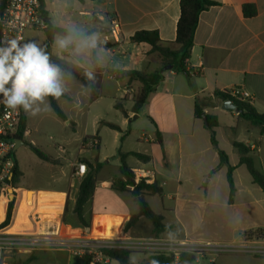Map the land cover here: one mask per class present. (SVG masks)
Here are the masks:
<instances>
[{
	"label": "crops",
	"instance_id": "0c3cea01",
	"mask_svg": "<svg viewBox=\"0 0 264 264\" xmlns=\"http://www.w3.org/2000/svg\"><path fill=\"white\" fill-rule=\"evenodd\" d=\"M211 1L217 2V5L200 14L191 59L188 63L189 69H195L200 74L188 77L173 69L164 70V80L158 85L142 110L134 114L132 113L133 97L141 88L140 83L134 81L127 84V82L116 81L106 71L110 69L162 71L159 54L149 53L150 45L133 44L130 39L137 31L157 30L166 46L174 51L179 50L180 47L176 43V26L180 17V0H85L84 2L44 0L48 18L52 24L55 22V27L65 29L68 24L75 23L84 27L89 34L99 33L103 43L115 46L104 47L106 52L101 53L99 63L93 61L91 65L93 74L99 70L104 72L101 98L92 100L89 90L75 77L69 81L68 91L61 97L72 104L68 110L61 105L59 107L67 117V120H62L67 123L63 124L71 126L78 135L79 150L71 154L63 147L65 151L60 150L57 157L47 154L58 161V164L44 162L39 158L50 167L60 166V175L56 176L54 173L51 177L52 182H48L47 186L22 184V179H25L26 175L14 151L22 177L16 188L13 187L12 195L13 198L16 197L13 217L11 223L2 229L3 233L40 234L46 235V238L50 240H70L72 227L66 223V215L69 211L74 214L82 181V178L75 173L74 165L84 163L83 160H88L95 165V160L98 159L101 168L96 175L97 188L89 203L88 215L85 211V216H90L91 226L86 229L88 232L76 235L78 240L110 239L118 244L150 239L181 240L185 237H193L194 229L190 225L195 226L194 223H203L212 219L217 216L219 208H239L244 213H252L256 210L258 206L252 201H246L242 205L238 203L240 181L244 180L253 188L255 183L246 166L240 164V155L232 143L236 141L250 145L255 165L260 163L263 168L260 167L259 170L264 174V135L260 134L258 127L239 118L237 112L224 109V101L214 97L213 94L215 91L223 92L233 87H240L253 95L254 99L251 102L253 107L259 114L264 115V0ZM246 4L255 5L257 9L255 16H243L241 9ZM113 17L119 18L121 22L119 43L105 42L104 39L105 29H108L109 21ZM51 56L84 73L83 68L66 62L67 53L59 54L53 46ZM109 82L112 83V87L109 86ZM197 98L205 99L203 102L205 114L217 117L216 138L219 147L228 155L230 165L235 167L233 176L236 194L233 204L228 202V168L220 165L218 152L211 144L210 133L204 120L195 118ZM102 99H110L113 102L122 100L128 116L122 114L123 117L118 118V123L94 116L91 109ZM57 103L59 104L58 100ZM71 110H75L74 116L69 114ZM229 113L232 119L228 120L227 125H223L222 118ZM24 114L26 116L25 137L23 144L17 142L19 146L15 150L20 146H27L25 142L32 144L28 141L31 127L39 128V124L33 122L31 114L25 111ZM142 114L146 115L151 124L150 133L141 134L138 140L132 137L131 129L130 134L123 135L126 127L131 128L132 120L140 119ZM101 122L114 124L119 127V130L101 125ZM105 128L115 132L113 144L116 151H118L119 138L122 137L120 151L136 152L150 157L149 160L143 161L130 155L126 161L138 177L150 175L151 179L162 188L161 196L147 195L145 199L150 208L157 215L162 216L165 225H176L174 232L156 237L153 234V225L151 222L146 223L143 216H140L125 231V226L132 216L140 213V207L131 193L119 192L113 188V181L123 178L120 167L114 176L105 175L102 178L100 176L104 158H101L104 147L101 132ZM157 132L161 135L162 145L159 143ZM219 133H226L225 145L221 143ZM94 136L98 137L99 142L96 149L84 145L88 137ZM62 155H67L64 156L68 160L66 166L61 163ZM87 167L90 170L88 165ZM168 181L175 183V186L172 192L166 195L163 186ZM153 196L160 198L159 208H154L149 202V198ZM258 197L260 204L264 205V196L258 195ZM164 198L171 200L173 204H165ZM67 202L68 210L65 214ZM8 203L9 200L5 202L4 209L0 213V224L6 217ZM111 204H115L116 207H108ZM99 224L103 225L104 229L109 226L113 228V235L100 237L95 232ZM237 240L243 241L244 238L240 237ZM248 242L264 246V240L252 239ZM131 250L132 257L136 256L134 262L138 264L145 263L151 254V251L144 249ZM59 252L65 251L47 247L37 248L32 252L15 249L8 252L0 264H60L57 255ZM70 254L69 259L71 258L74 262L71 250ZM113 261L107 259L106 263L110 264ZM214 262L217 264L216 261Z\"/></svg>",
	"mask_w": 264,
	"mask_h": 264
},
{
	"label": "trees",
	"instance_id": "16d2710c",
	"mask_svg": "<svg viewBox=\"0 0 264 264\" xmlns=\"http://www.w3.org/2000/svg\"><path fill=\"white\" fill-rule=\"evenodd\" d=\"M5 2L6 0H1ZM84 2L85 0H79ZM43 6V14L47 20L48 27L44 30L46 35L45 44L47 45V51L51 54V48L53 46L54 34L57 32H62L65 29L60 27H54L48 18V12L45 9L44 0H41ZM217 2L211 0H180V17L176 26V43L179 45V50L174 51L170 47L166 46L161 40L159 32L157 30H140L137 31L130 39L133 44H148L151 49L149 53L159 54L162 62V68L166 66H173V71L177 73L185 74L188 77L192 75H199L195 69H189L188 63L191 59V53L194 46V38L197 26L199 24V17L203 11L208 10L212 6H216ZM241 13L245 17H253L257 14V9L254 4H246L241 9ZM107 31V29H105ZM115 45L110 43H103V47H113ZM52 60L56 63H60L66 71L71 72L72 76L75 77L79 82H81L90 92L92 100H97L102 97V80L104 77V72L99 70L97 73L93 74V79L88 80L84 73L77 70L71 66H68L51 56ZM106 73L112 76L116 81L127 82L131 84L132 82H138L141 85L139 91L133 97L134 106L132 108V113L138 114L145 104L148 102L151 95L156 91L158 85L164 80V74L161 70L154 72L147 71H137V70H107ZM221 100H231L233 104L239 109L240 113L238 117L249 121L254 126L258 127L260 134L264 135V115L259 114L253 107L252 103L248 101H242L235 97H232L226 92L215 91L213 94ZM204 100L197 98L195 101L194 115L197 119H202V114L204 113ZM50 105L53 111L61 120H67L65 113L59 107L57 99L49 97ZM115 108L119 110L123 115L128 116L127 110L124 108L123 101L120 100L116 103ZM207 122L205 126L210 133V140L212 146L218 152L220 158V165H225L228 168L227 181L229 184V204L234 203V197L236 194V186L234 181L233 172L235 167L231 166L229 163L228 155L219 147V143L216 138V128L218 127V119L214 115L206 114ZM152 120V118H150ZM101 125L108 126L112 129L119 130V127L106 122H101ZM26 132V116L24 110L21 112V122L17 133L14 135L15 140H23ZM159 137V143L162 145L161 135L157 132ZM94 138L98 141V137H88ZM87 138V139H88ZM29 149L42 161L58 164V161L54 160L52 157L47 155L43 150L37 148L36 146L25 142ZM233 147L238 151L240 155V164L245 165L249 174L251 175L255 184H257L262 192L264 193V174L257 169L255 165V160L251 155L252 150L250 145L244 143L233 141ZM135 156L140 160L147 161L149 156L129 152L125 153L118 151L117 157L120 161V169L123 178H117L113 181V188L119 192H129L135 198L136 202L140 207V213L138 215L132 216L130 221L125 226V231L128 230L140 216L148 219L153 225V234L156 237L161 236L164 233L174 232L176 225H165L163 223V218L157 215L149 206L145 197L147 195H159L162 194V188L156 181L151 180L147 177H138L134 171L127 164L128 156ZM13 159L15 162L14 167V177L11 184L14 188L20 182L22 173L18 167L17 160L13 154ZM90 170L82 178L79 186L78 195L74 207V214L77 221L84 227L89 228L91 226L90 216L87 218L85 216V207L91 202L97 188L96 175L98 170L101 168V163L98 159L95 160V165L90 163L88 160H83ZM95 171V173H94ZM16 197L9 201L6 217L4 221L0 224V229L7 227L12 220L13 211L15 206ZM68 210V202L65 208V214ZM103 257L110 260H116L119 264H138L134 262L132 258L133 251L125 248H101L97 251ZM95 254L89 250H84L81 255H74L75 264H93ZM156 261L157 264H193L194 255L189 253H182L180 257L176 260L173 254L156 252L151 253L147 258L145 263L140 264H152ZM207 264H216L214 261Z\"/></svg>",
	"mask_w": 264,
	"mask_h": 264
},
{
	"label": "rangeland",
	"instance_id": "374dc122",
	"mask_svg": "<svg viewBox=\"0 0 264 264\" xmlns=\"http://www.w3.org/2000/svg\"><path fill=\"white\" fill-rule=\"evenodd\" d=\"M24 40H35L40 42L42 45L46 40V35L44 30H28L24 34ZM76 81V80H75ZM109 86L112 87V83L109 82ZM49 102V97L47 98ZM59 106H63L64 108H70L72 104H70L67 100L60 98ZM50 103V102H49ZM117 102H113L110 99H102L92 107V114L95 116L106 118L107 120H111L114 123H118V118H122L123 115L120 111L115 108ZM129 105V103H126ZM233 113V112H232ZM71 116H74L75 110L69 111ZM222 118V124L227 125L228 120L232 119L231 114H227ZM33 122L39 124V128L32 126L31 133L28 138V141L35 145L37 148L43 150L46 154L52 155L54 157L58 156V152H60V147L66 148L69 150L71 154L76 153L79 150L80 142L78 141V135L73 131L71 126H67V123L60 120L56 114H54L51 105L50 110L46 112H40L37 115H31ZM132 125L130 127H126L123 131V135L130 134V129L132 130V137L135 140H138L141 134L148 135L150 132L149 128L151 124L149 120L146 118V115L142 114L140 119L132 120ZM114 131L111 129H103L101 135L104 140V147L102 150L101 158L102 160V172L100 174L101 178L105 175L114 176L118 172V168L120 167V161L117 157V153L120 150L121 138H119V143L117 144L118 151H116L113 144V135ZM220 141L223 145L227 142V135L219 133ZM264 145V144H263ZM17 159L21 162L22 168L24 169L25 179H22V184L26 186L35 185V186H47L48 182H52L51 177L56 173V176H59V172L61 171L60 166L50 167L46 163L42 162L27 146H20L17 150H15ZM67 155H62L61 163L66 166L68 160L65 159ZM131 166L132 163H130ZM256 167L259 170L261 165L260 163H256ZM263 168V167H261ZM246 171V170H245ZM240 199L239 205L244 204L246 201L257 204L256 210L252 213H244L243 210L239 208H219L217 211V216H214L212 219H208L210 222L204 221L203 223H194L195 226L190 225L194 231V233L190 238H201V239H209L211 241L219 242L221 245L232 246L226 247L223 249L224 252L212 253V258L217 264H264V254H254L250 252H242L236 251L234 246H238L237 242L240 237L244 239H258L264 240V229L261 230L262 226H264V205L260 204V198L258 195L264 196L262 191L260 190L258 185H254L255 188L250 187L248 183L244 180L240 181ZM175 183L169 182L163 186L164 191L167 193H171L174 188ZM222 194V190L220 191V195ZM165 204H173L171 200L164 198ZM149 202H151L154 208L160 207V198L158 196H153L149 198ZM108 207H116L115 204H111ZM90 209V205L88 204L85 207V211ZM88 215V213L86 214ZM88 218V217H87ZM144 221L150 224V221L144 218ZM66 223L71 225V238L70 240H77V234L81 235L86 231L87 228H84L78 221L71 211H69L66 215ZM98 228L95 229V232L102 238L107 236H111L114 233V229L110 226L106 229L103 228V225H97ZM196 228V231H195ZM240 237L238 238V236ZM236 243V244H235ZM73 245L71 246H62L58 249H63L65 252L57 253L60 264H67L69 260V264H73V260L69 256L70 250H72ZM82 249L75 248L73 249L72 255H74L75 251H79ZM133 260H136V256L132 257ZM58 264V263H57ZM94 264H109L104 262V260H95ZM110 264H119L116 260H114Z\"/></svg>",
	"mask_w": 264,
	"mask_h": 264
},
{
	"label": "built area",
	"instance_id": "2783aa9c",
	"mask_svg": "<svg viewBox=\"0 0 264 264\" xmlns=\"http://www.w3.org/2000/svg\"><path fill=\"white\" fill-rule=\"evenodd\" d=\"M47 27L48 23L43 14L41 0H6L5 2L0 0V40L5 38H21L24 40L26 31L45 30ZM121 29L119 18H111L108 29L104 34L105 42L119 43L121 40ZM223 92L239 100L248 101L250 103L254 99L251 93L240 87H233ZM21 112L22 108L12 110L6 107L3 103V97L0 95V199H3L4 202L11 200L9 195H12L13 190L11 181L14 177L15 162L13 154L16 147L14 135L17 133L20 126ZM84 145L91 149H96L99 142L94 138H88L85 140ZM60 150L62 152L65 151L62 147H60ZM74 168L75 173L81 178L89 172L85 163H76ZM145 177L151 179L150 175ZM248 240L252 239L238 241V246H234L236 248L235 250L261 255L264 254V246L250 244ZM67 245H73L72 250L82 247L79 251H75L74 255H81L84 250L93 252L95 254L94 261L98 259L106 262L108 259L97 252L99 249L117 247L130 250L144 249L151 251V253H170L174 255L176 260L182 253H189L194 255L193 264H207L213 262V252L222 253L224 252V248L232 247L221 245L219 242L209 239L190 237H185L181 240L150 239L128 244H118L110 239L90 240L84 238L75 241L68 239L50 240L46 238V235H10L3 233L2 229H0V263L3 262L8 252L15 249L32 252L37 248H59Z\"/></svg>",
	"mask_w": 264,
	"mask_h": 264
},
{
	"label": "clouds",
	"instance_id": "9594fccd",
	"mask_svg": "<svg viewBox=\"0 0 264 264\" xmlns=\"http://www.w3.org/2000/svg\"><path fill=\"white\" fill-rule=\"evenodd\" d=\"M53 47L59 54L67 53L66 62L83 68L88 80L94 78L93 61L99 63L101 53L106 52L99 33L89 34L75 23L54 34ZM72 79L71 72L52 60L46 44L21 38L0 40V95L6 107L22 108L33 116L46 112L50 110L47 98L59 100Z\"/></svg>",
	"mask_w": 264,
	"mask_h": 264
},
{
	"label": "water",
	"instance_id": "95a60500",
	"mask_svg": "<svg viewBox=\"0 0 264 264\" xmlns=\"http://www.w3.org/2000/svg\"><path fill=\"white\" fill-rule=\"evenodd\" d=\"M172 69H173V66H171V65L170 66H166V67L163 68L162 72L164 70H172ZM223 108L226 109V110H233V111L237 112L238 114L240 113L239 109H237V107L229 99L224 100V102H223ZM202 119L204 120L205 123L207 122V118H206V114L205 113L202 114ZM17 142H20V144H23V140H16V147H15V149L17 148V146H19V144L17 145ZM94 173H95V171H94ZM12 199H13V195H11V200Z\"/></svg>",
	"mask_w": 264,
	"mask_h": 264
},
{
	"label": "bare ground",
	"instance_id": "6f19581e",
	"mask_svg": "<svg viewBox=\"0 0 264 264\" xmlns=\"http://www.w3.org/2000/svg\"><path fill=\"white\" fill-rule=\"evenodd\" d=\"M4 200L3 199H0V213L3 211L4 209Z\"/></svg>",
	"mask_w": 264,
	"mask_h": 264
}]
</instances>
